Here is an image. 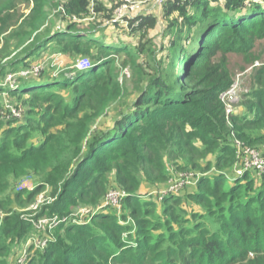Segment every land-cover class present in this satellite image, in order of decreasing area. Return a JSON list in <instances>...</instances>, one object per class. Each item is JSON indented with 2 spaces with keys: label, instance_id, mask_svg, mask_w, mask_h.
<instances>
[{
  "label": "trees",
  "instance_id": "1",
  "mask_svg": "<svg viewBox=\"0 0 264 264\" xmlns=\"http://www.w3.org/2000/svg\"><path fill=\"white\" fill-rule=\"evenodd\" d=\"M23 5L28 13H21ZM89 5L0 0V264H264V172L229 177L239 159L233 132L246 147H264V64L255 67L264 0H168L162 7L167 45L151 37L159 26L154 14L127 18L137 44L103 40L105 27L120 24L113 22L120 3H99L98 22L80 28L73 18L91 16ZM52 15L66 26L55 27ZM45 50L89 57L91 66L17 76L3 85ZM231 55L242 58L243 71L253 70L244 111L228 121L221 95L235 82ZM5 99L23 110L21 117L4 108ZM175 165L176 173H205L186 197L205 213L180 220L183 201L165 197L163 234L156 235L159 222H150L153 204L141 189L166 183ZM26 178L34 190L17 188ZM47 187L55 200L36 216L15 211ZM111 189L127 193L128 214L120 218L136 220L134 234L116 209L103 207ZM81 208L91 210L90 221L73 223ZM54 216L66 220L20 262V247L36 234L32 220Z\"/></svg>",
  "mask_w": 264,
  "mask_h": 264
},
{
  "label": "rangeland",
  "instance_id": "2",
  "mask_svg": "<svg viewBox=\"0 0 264 264\" xmlns=\"http://www.w3.org/2000/svg\"><path fill=\"white\" fill-rule=\"evenodd\" d=\"M104 4L106 6H108L109 8H112V6L118 2H120V0H103ZM151 6H153V8H150ZM164 4L160 7L158 5V0H150L148 2L143 3L142 5H140V7L136 10H131L127 13V17L133 18L136 17L139 14H142V12H144L145 9H148L152 12V14H154L155 16L158 17L159 19V26L157 27L156 30L151 32V37L154 38V40L158 43H164V44H168L169 43V37H167L164 41H163V30L166 28L167 26V20L164 19L163 17V7ZM21 13H28L29 10L27 7H25V5L23 6H19ZM52 21H55L53 23L56 24L55 27H64L66 26V22L63 21L61 18L57 19V17H55L54 15H52L51 17ZM98 22V20H96ZM87 27V24L85 23H80V28H85ZM124 27V28H123ZM137 37V36H136ZM133 34L131 29L128 28L127 22L124 21V24H119V26H112V25H108L107 27H105L104 29V35L102 37L103 40L107 41V40H120V41H125L128 44H137L138 43V38H136ZM167 53V50H165V52L163 53L164 55ZM255 53L258 54L260 56V63L264 64V40L258 41L255 47ZM162 55V53L160 54V56ZM84 59L80 56L75 57V56H69V55H63L60 53L54 54L52 52V50H45L42 54L41 57L33 60V62L31 63V67L27 70H22L20 72H18L17 74H8L7 78L4 80L3 85L5 84H9L10 82L12 84L15 83L17 76H25V77H32V76H39V74L42 71H47L50 73H60L63 71H68L74 68H81L80 65V61ZM87 59H90L89 57H87ZM2 59L0 58V63H3V61H1ZM244 66L243 64V60L240 56L237 55H231L230 56V68L233 71L234 75H235V83L239 84V87L237 89L236 95H237V101L238 103H236V106H233V110L235 111V113L237 112H243L244 111V107H243V103L244 100L246 99L245 95L248 93V90L252 87V70L253 67H247L245 71L242 70V67ZM261 66V65H260ZM84 68V67H82ZM81 70V69H80ZM123 81H127L129 78H131L130 76V72L128 70H125L123 72ZM1 84V83H0ZM130 83H128V87H129ZM129 92L131 95H133V89L130 86L129 87ZM134 96V95H133ZM3 97H7L8 98V94L4 93ZM8 100V101H7ZM10 100H12V98H10ZM9 99H5L4 102V108L7 110H11V103H9L10 101ZM233 105V104H232ZM115 115V109L113 111H111L110 116L106 120H104L103 122H105V125L109 124L112 122V119ZM260 151L264 152V147L262 148V150L260 149ZM210 160H212V157L209 158ZM239 162V159H238ZM176 165L175 166H170V170L171 171V177L169 178V180L166 183H162L158 186H152L151 184H149L148 182H146L142 189H141V194L144 198V200H147L148 202L152 203L153 206L151 207V209H153V213L154 215L152 217H150V222L152 224H156L157 222H159V225H157V229L155 230V234L156 235H160L163 234V227H162V222H164L165 220V214H164V201H165V197H163V195H159L158 193L164 192L167 188H168V182L170 181V179H176L179 177H183L186 178L188 177L190 179V183L189 185L185 186L180 192L178 193H174L171 195L174 196H178L181 198V200L183 201V204H181V208L183 210V212L181 213V217L180 220H186V221H190L193 220L192 215L193 214H198V215H204L205 211L202 208V206L193 203L192 201H188L187 200V195L188 193L194 192L196 190L197 184H195V182H198V178H200V176L204 175L205 173L199 171V170H183V171H179V172H175L176 170ZM238 167V163L236 164L233 173H231V176H229L230 178H239L235 171ZM176 175V176H175ZM229 175V174H228ZM18 189L21 188H25L27 190H34L36 188L34 181L31 178H26V179H22L18 185H17ZM171 195H166V197L171 196ZM55 199L52 196V190L51 188L47 187L45 190H43L35 199V201L33 203H31L29 206H27V208L24 209H19L17 206H15V211H17L18 213H20L23 217L25 218H29V217H33L36 216L39 211H41L42 207L48 203L53 202ZM85 209V208H82ZM115 215L117 216V219L120 220L121 223H123L124 225H129V226H133V231L132 234H134L135 230L137 229V223L136 220L132 219V218H128L126 221H124L122 218H120L121 216H123V214H128L127 212V208H124V205L122 203V208L120 211H114ZM4 214H1V217H3ZM73 223H80V222H86L88 220V218L86 216H82L81 215V210H77L75 211L74 215L71 217ZM186 222H183V225H185ZM175 228L178 229L179 225L175 224ZM48 231L49 228L48 227H43V228H37L36 227V234H32L30 236V238L27 240V242L25 244H23L20 247V252L17 255V259L20 260V262H24L25 259L27 258L29 252L28 249L32 246H34L35 248H41L42 244H43V240H41L44 236L48 235ZM127 235V234H126ZM124 238H127V236H124ZM15 258V260H16Z\"/></svg>",
  "mask_w": 264,
  "mask_h": 264
},
{
  "label": "built area",
  "instance_id": "3",
  "mask_svg": "<svg viewBox=\"0 0 264 264\" xmlns=\"http://www.w3.org/2000/svg\"><path fill=\"white\" fill-rule=\"evenodd\" d=\"M150 0H120V5L114 10L113 13V22H119L120 24H124V21L127 22V13L131 10H136L140 7L145 2H148ZM168 0H158V5L161 7L163 4L166 3ZM99 3H104L103 0H90V5H89V10L91 13V16L84 18V19H79L74 17V21L78 23H86L87 25L95 21L96 18L98 17L95 11V8ZM105 5V4H104ZM115 5V4H114ZM113 7V6H112ZM150 8H153L151 6ZM148 8V9H150ZM148 9H145L142 14H152V12ZM81 68L79 69H86L91 66V62L89 59L84 58L80 61ZM260 63H256L255 67H259ZM84 67V68H82ZM11 83V82H10ZM239 87L238 83L233 84V86L225 93L221 95V100L225 105L226 108V115H227V120L230 121L231 117L233 114H235V111L232 109L233 106H236L235 104L238 103L237 101V89ZM233 104V105H232ZM11 111L12 113L17 116L21 117L23 114V110L21 108H13L11 106ZM233 137H234V144L237 148V153H238V167L235 171L236 175L238 177H243L244 174H246L249 170H256L258 172H264V154L261 153L260 151L256 149H252L249 147H246L243 145L235 136V133L233 132ZM199 181V178H198ZM168 188L164 192H159V195H163V197H166V195H171L174 193L180 192L185 186L191 184L190 179L188 177L183 178L179 177L176 179H170L168 182ZM198 182L196 181L195 184ZM127 197V193L123 190L120 189H111L108 191L105 200L103 202V207H111L116 209L117 211H120L122 208V203L124 199ZM49 204V203H48ZM81 210V215L86 216L88 220L86 222H80V223H87L90 221L92 212L89 208L85 209H80ZM73 216V215H72ZM34 217V216H33ZM30 217V218H33ZM65 218H60L59 216H54V217H42L39 218L37 221L32 220L34 225L37 228H43V227H48L49 231L53 230L54 228L58 227L61 223L65 222ZM47 240L43 241L42 247L46 246Z\"/></svg>",
  "mask_w": 264,
  "mask_h": 264
}]
</instances>
